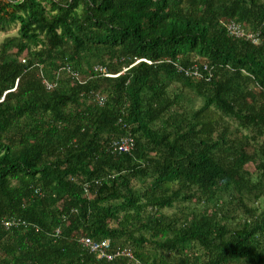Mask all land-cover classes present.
Returning <instances> with one entry per match:
<instances>
[{
  "label": "trees",
  "instance_id": "16d2710c",
  "mask_svg": "<svg viewBox=\"0 0 264 264\" xmlns=\"http://www.w3.org/2000/svg\"><path fill=\"white\" fill-rule=\"evenodd\" d=\"M0 35V264H264V0H0Z\"/></svg>",
  "mask_w": 264,
  "mask_h": 264
},
{
  "label": "built area",
  "instance_id": "2783aa9c",
  "mask_svg": "<svg viewBox=\"0 0 264 264\" xmlns=\"http://www.w3.org/2000/svg\"><path fill=\"white\" fill-rule=\"evenodd\" d=\"M227 30L230 34H234L237 37H245L246 39L250 40L253 43H256V38L255 35L252 34H247L244 33L243 30L236 25L235 23H230L227 26ZM24 62V61H23ZM66 71L69 73V75L71 76L72 79H74L75 81L81 83V79L79 76H77V74L72 73L71 70L68 68L66 69ZM93 72L96 75H100L106 78H113V77H117L119 74L116 75H112L109 74L107 69L103 66H95L93 68ZM195 76L198 75L197 72L193 73ZM46 86L48 89H50L52 87L51 84H47ZM97 100H99V102L101 103V100L99 99V97H97ZM133 143L131 139L125 138V139H121V140H115L112 141L111 143V149L113 148L114 151H118V152H128L132 149ZM12 222L10 221H5L4 222V226L6 228H10L12 226ZM81 247L89 252L90 254L96 255V257L98 259H104L106 261H112L114 258L116 257H127V258H132L133 254L131 252V250L129 248L126 247H113L111 244V241L109 239H103V240H94L91 238H87V237H82L79 240Z\"/></svg>",
  "mask_w": 264,
  "mask_h": 264
},
{
  "label": "clouds",
  "instance_id": "9594fccd",
  "mask_svg": "<svg viewBox=\"0 0 264 264\" xmlns=\"http://www.w3.org/2000/svg\"><path fill=\"white\" fill-rule=\"evenodd\" d=\"M230 23H235V22H233V21H227V22L224 23V27L226 28V30H227V26H228V24H230ZM235 24L238 25V26L243 30V32H245V30L240 26V24H237V23H235ZM227 32H228V30H227ZM246 33H247V34L250 33V34H252V35H255L256 43L251 42L250 40L246 39L245 37H243V39L249 41L251 44H253V45H255V46H258V45L261 43L262 38H261V36H260L259 33H257V32H253V31H247ZM196 67H197V66H196ZM201 68H202V69L200 70V68H198V67L195 68V66H194V67H191V68H188V69H181V68H179V69L182 70V71H184V74H185L186 76H188V77H190V75H192V76H194L195 78H200V77L203 75V72H208V71H209L206 65H202ZM125 70H126V69H123L122 72H124ZM194 72H197L198 75L195 76V75L193 74ZM120 73H121V72H120ZM121 74H122V73H121Z\"/></svg>",
  "mask_w": 264,
  "mask_h": 264
},
{
  "label": "rangeland",
  "instance_id": "374dc122",
  "mask_svg": "<svg viewBox=\"0 0 264 264\" xmlns=\"http://www.w3.org/2000/svg\"><path fill=\"white\" fill-rule=\"evenodd\" d=\"M2 38H3V36L2 35H0V40H2ZM198 103H199V101H197L195 104H196V106L195 107H198Z\"/></svg>",
  "mask_w": 264,
  "mask_h": 264
}]
</instances>
